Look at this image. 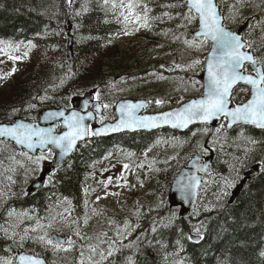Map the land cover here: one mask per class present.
I'll return each mask as SVG.
<instances>
[{"label":"trees","instance_id":"16d2710c","mask_svg":"<svg viewBox=\"0 0 264 264\" xmlns=\"http://www.w3.org/2000/svg\"><path fill=\"white\" fill-rule=\"evenodd\" d=\"M102 1L0 0V40L12 42L13 46L23 42L20 47L31 40L35 45L19 74L8 81L5 88H0V123L15 116L34 119L37 111L44 107H69L74 95L87 90H95L104 100L118 78L130 79L155 69L167 73L151 62L150 48L155 45L152 34L138 35L131 44L138 47L134 54L112 42L111 35L123 32L124 28L104 11ZM172 1L144 0L151 9L150 15L168 11L160 5ZM176 10H172L174 17ZM164 20V30L174 29L176 18ZM68 25H71L73 38L72 64L67 59ZM175 75L179 77V73ZM13 109L18 111L13 112ZM200 127L208 130L206 138L215 141L214 160L209 174L204 176L194 210L187 217H180L176 209L168 207L166 196L178 166L169 170L163 163L165 157L159 153L155 158V180L150 187L155 199L138 208L132 203L134 194L130 196L128 204L131 202L133 207L124 221L132 225L131 234L116 244L121 247L119 253L100 261V264H124L125 258L133 254L137 264H180L181 261L183 264H264V256L260 255L264 252V131L237 127L227 132L223 128L216 136V129ZM155 135L136 133L90 138L55 169L47 177L44 187L34 194H28L27 185L37 176L39 168L30 169L21 162L10 163L7 159L10 154L18 161L28 158L8 143L9 147L0 152V161H3L0 164V225L9 228L10 237V225L15 223L13 217L6 223L8 211L26 212L24 223L15 229L18 235L24 228L32 229L40 221L64 212L63 203L67 200L72 202L76 215H80V197L87 185L91 165L116 148L132 152L144 149L153 142ZM246 137L257 143H249ZM183 161L179 162L180 165ZM256 164H260L259 173L245 182L237 198L229 204L232 188ZM9 167L15 171H6ZM8 176L12 181L7 179ZM223 178L234 186L226 187ZM173 213L174 221L164 228L161 221L168 223ZM115 220L121 223L119 216ZM154 224L157 227L155 233L151 231ZM194 227H199L203 234L199 242L187 239L190 234H196ZM57 230L60 229L54 231ZM51 233L49 228V236ZM17 235L10 239L0 231V258H13ZM130 243H134V247H122ZM33 250L52 261L39 247Z\"/></svg>","mask_w":264,"mask_h":264},{"label":"rangeland","instance_id":"374dc122","mask_svg":"<svg viewBox=\"0 0 264 264\" xmlns=\"http://www.w3.org/2000/svg\"><path fill=\"white\" fill-rule=\"evenodd\" d=\"M222 1L227 15L228 6L234 0ZM112 2L113 0H109L106 5L103 0L102 7L113 19L122 23L124 28L123 32L111 35L112 42L134 54L137 52L138 47L131 46V44L138 38V35L142 33L152 34L155 45L152 49L150 48L151 62H156L160 67L163 66V69L168 65H172V72L179 73V77L177 78L175 74L158 72L155 69L131 79L118 78L113 83V87L110 88L107 97L102 100L109 107L105 108L99 121L110 120V117L114 115V103L122 98L148 99L151 108L162 111L176 107L192 97L200 96L202 85L198 77L203 72L208 45L207 42L202 47H190L185 44V40L191 41L193 39L190 35L195 25H188L187 28H177V25L185 23V21L180 17H175L174 29L164 30V18L152 21L151 28L140 27L138 23L134 22V16L129 13L126 7L113 9ZM115 2L119 5L120 0H115ZM123 2L126 5L128 0H123ZM259 2L260 0H256V3ZM172 3H177V0H173ZM252 9V7L244 8L242 10L243 15H249ZM184 11L186 10L184 9ZM121 13L130 15L133 22L126 25L124 16ZM150 16L158 17L161 15L158 11ZM137 28L139 30H136ZM6 44H0V49H3V51H0V88H5L6 83L23 69L31 49L27 45L9 49ZM12 56H18L20 59H12ZM196 60H199L200 63L193 65V61ZM176 65H181V67L177 68ZM189 65L193 66L189 67ZM91 91L95 93L93 90ZM248 96V88L239 87L232 94V101L233 103L242 102ZM158 99L163 103L157 105L155 101ZM218 134L216 131L214 132V135L217 136ZM214 142L212 139L206 138L204 129H194L184 139L175 135L159 134L144 149L133 152L126 149H114L108 152L91 165V170L87 176V185L82 191V213L76 215L72 202L67 200L63 203L64 212L39 222V224L45 226V229H37L35 233L30 232V235H42L44 230L48 232L47 225L51 223L50 230L52 233L50 236L55 232L67 233L71 237L72 245L69 247L66 243L64 248L55 253L51 251L50 246H41L33 240L23 241V247H21L20 237L24 235L23 231L17 235L18 239L15 241L17 248L15 250L22 249L36 252L33 248L39 247L41 252L48 253L52 260L50 264L55 262L62 264H81V261H83V264L100 262V253L104 252L106 255L112 241L116 242L112 244V247H116L118 241L125 238L132 229L130 223H127L126 227V223H117L115 220L117 214H121L122 217L126 212L127 216L131 214L130 209L133 206H130L131 202L128 204L130 196L134 194L135 199L132 200V203H136L138 208L155 199V194L150 187L155 180L157 171V161L155 160L157 155L161 153L165 157L163 163L169 170L173 171L180 165L181 160L186 159L188 153L203 151L204 145L214 148ZM128 153H132V155H128ZM43 154L47 158L39 161V163L35 162V158L39 157L41 153L34 156L32 160L26 158L19 160L22 165L30 169L33 167L35 169L39 168L40 172L48 166L53 156L52 151L51 154L48 151ZM125 164L129 165L127 169L124 168ZM141 164L143 167L140 166ZM110 171H115V175L109 176ZM109 178H111L110 182ZM85 218H87V223H85ZM13 222L17 223L16 216H13ZM56 228L60 230L54 231ZM77 231L80 232V235H76ZM92 247L96 248L95 253L92 252ZM64 249H67V251ZM81 253H83V256H81ZM14 264H16L15 261Z\"/></svg>","mask_w":264,"mask_h":264},{"label":"snow or ice","instance_id":"6c2138e0","mask_svg":"<svg viewBox=\"0 0 264 264\" xmlns=\"http://www.w3.org/2000/svg\"><path fill=\"white\" fill-rule=\"evenodd\" d=\"M104 3L107 5L109 0H104ZM160 6L168 9V11L162 12L161 16L152 17L149 15L151 9L144 0H128L126 5L123 0H120L119 5H117L115 0L112 2L113 9L116 7H126L129 13L134 16V22L138 23L140 27L151 28V22L154 20H162L163 18L173 20L175 17H180L185 21V23L177 25V28H187L188 25H195L193 39L191 41L185 40V44L190 47H202L205 42H210L209 55L205 60L207 83L204 85L205 91L200 98L192 99L188 103L172 111L149 116H138L136 114L138 109L145 106L144 101L137 103L131 101L121 103L118 108L120 119L117 123L107 125L102 129H96L94 133L91 128L85 127L83 123L84 117L76 112H73L71 116L65 118L64 124L68 131L60 135L54 134L53 127L41 128L34 123L12 121L8 124H0V137L5 138L0 140V152L5 151L9 147L7 141L10 139L14 141L16 145L27 148L28 150L34 151L39 148L41 150V155L35 158V162L39 163V161L47 158L44 156L43 150L49 144L59 149V154L63 156L72 151L78 139H81L85 135H98L105 130L119 131L121 128H153L160 126V124H170L172 127L187 128L189 124L195 121L208 122L214 118L218 119L220 117H224L229 121L227 125L229 128L233 125H254L264 129V15H262L261 19L256 20L254 24L249 22L248 30L243 34L231 30L225 23V21L235 23L240 18L248 20L249 17L243 16L242 11L247 7H252L254 10L264 14V0H260L259 3H256V0H234V2L228 6L227 15L222 13L216 0H183L182 3L180 0H177V3H168ZM175 9L180 10L176 11L174 17L172 15V10ZM184 9H186V11H184ZM121 15L124 16L126 25L129 22H133L130 19V15H125L124 13H121ZM254 18L253 14V19ZM136 30L139 29L137 28ZM245 36L248 38L246 39ZM176 38L178 39L179 37ZM198 38L202 39L198 41ZM5 43V41L0 40V44ZM21 44H23V42L13 46L12 42H7L6 46L12 49L13 47L19 48ZM27 46L34 47L35 45L29 40ZM0 51H3V49H0ZM25 55H27V53H25ZM11 58L20 59L18 56H12ZM199 63V60L193 61V65ZM193 65H189V67ZM176 67L180 68L181 65H176ZM249 68L251 69L250 71ZM241 82L250 86V98L246 102L229 108L233 88ZM98 98L99 96L97 95V99ZM41 99H44V97H41ZM155 103L160 105L163 101L158 99ZM29 107H35V105H29ZM97 107H99V105ZM104 107L107 108L109 106L104 105ZM15 111L18 110L13 109V112ZM89 115H91V113H89ZM55 116L62 117L64 113L63 111L50 112L45 115V119ZM223 128H225V125L218 127L216 132L219 133ZM204 131L207 132L208 130L204 129ZM193 135H195V133H193ZM241 135H243V131ZM246 139L253 145L257 143V141L251 137H246ZM252 150L254 149H248V151ZM14 151L13 149V152ZM205 151L207 150L205 149ZM48 152L51 154V149H48ZM21 154L26 156L29 160L33 159L26 151ZM128 155H132V153H128ZM7 159L10 163H20L13 154H10ZM197 159H199V157H197ZM2 163L3 161H0V164ZM140 166L143 167L142 164ZM128 167V164L124 165L125 169ZM202 168L207 169L208 165L204 164ZM5 170L11 172L15 171V169L11 167ZM0 175H2V173H0ZM7 179L12 181L11 176H8ZM223 179L226 187L234 186L227 178ZM110 181L111 178H109V182ZM200 183L199 177L193 176L188 178V183L181 184L180 188L183 192L194 195L193 190L199 187ZM0 195H2V193H0ZM97 199H99V197H97ZM13 216L17 217V223L10 225L12 228L10 237L8 235L9 228L0 225V231L10 239H14L17 235L15 229L24 223V218L27 216V213H16L15 209H11L8 211V221H6V223H9ZM174 219L175 213H173L168 223H163V221H161V224L164 228H168ZM85 223H87V218H85ZM51 226V223H49L47 228H51ZM125 226L127 227V223ZM37 229H45V226L37 223L35 228H24V235L20 237L21 247H23V241L33 240L38 242L41 246H50L51 251L55 253L64 248L65 243H67L69 247L72 245L70 237H68L67 240L52 237L49 236L47 230H44L42 235H30V232L35 233ZM151 231L153 233L157 232L155 224ZM194 231L197 236L201 239L203 238V234L199 227H194ZM130 234L131 233H129V235ZM76 235H80V232L77 231ZM187 239L192 240V236H187ZM137 240H139V237ZM115 243V241H112V244ZM176 243L180 245V240H177ZM112 244L109 245L106 255L104 252L100 253V261L108 260L109 257L121 251V247H112ZM149 244H151V241ZM135 246L137 249L139 248L138 244ZM122 247L132 248L134 247V243L123 245ZM64 250L67 251V249ZM181 250H183L182 246ZM95 251L96 248L92 247V252L95 253ZM133 255L127 256L124 264H137ZM260 255L264 256V252H261ZM81 256H83V253H81ZM18 259L19 264H46L38 255L21 253ZM0 264H14V260L10 258H0ZM81 264H83V261H81ZM93 264H100V262L96 261L93 262ZM109 264H112V262H109ZM180 264H183V262L181 261Z\"/></svg>","mask_w":264,"mask_h":264},{"label":"water","instance_id":"95a60500","mask_svg":"<svg viewBox=\"0 0 264 264\" xmlns=\"http://www.w3.org/2000/svg\"><path fill=\"white\" fill-rule=\"evenodd\" d=\"M243 28H244V26H242L236 32L242 33L243 32ZM69 31H70V28H68V30H67V34H68L67 57H68V60L70 61V63H72V61H73L72 37L70 36ZM208 43H209V49H210V42H208ZM208 55H209V50H208V53H207L206 57ZM199 80L203 84V91H202V94H203L204 91H205L204 85H206V83H207L206 63L204 64L203 73L199 76ZM240 85L241 86H247V85L243 84L242 82L240 84H238L237 86H240ZM237 86H235V87H237ZM247 87L249 88L250 95H251L250 86H247ZM201 96L191 98L190 100L198 99ZM249 98H250V96H249ZM128 101H131L133 103H137V102H140V101H144L145 102V106L140 108V109H138L136 111V114L138 116L158 115L159 113H162V112H159V113H144V114H142L141 112L147 107V104H148L146 100L121 99L115 104V107H114L115 114H116V119L114 121H112V122L107 121V122L98 124V123L95 122V114L101 115L102 110H103L102 105L99 102L93 100V95L91 93H85L83 96H75V97L72 98V100H71L72 108L69 109V110L65 109L64 107L44 108V109L39 111V113L37 115V120H35V121L26 120L23 117H15L12 121H22L24 123H34L38 127H41V128L53 127L54 134L55 135H60L63 132L68 131L66 125L64 124L65 118L71 116V114L73 112H76L80 116L84 117L83 123H84L85 127L91 128L92 132L94 133L96 131V129H102V128H105L107 125H112V124L117 123V121L120 119V112L118 111L119 105L121 103H125V102H128ZM189 101L185 102L184 104L188 103ZM246 101H244V102H246ZM237 104H240V103H236L235 105H232L231 102H230L229 108L235 107ZM98 105H99V107H97ZM182 105H180L179 107H181ZM179 107H175V108L163 111V112L172 111V110L177 109ZM60 111H63L64 116H62V117L61 116H55V117H50L48 119H45V115L47 113L60 112ZM89 113H91V115H89ZM222 118H224V117H220L218 119L214 118L213 120L208 121V122L195 121L194 123L189 124L187 128L172 127L170 124H160V126L153 127V128H135V129H133V128H121L119 131H107V130H105V131L101 132L98 135L97 134H92V135H93V137L100 138V137H107V136H111V135L118 134V133H123V132H128V133H133V132H137V131H148V132H150V131H153V130H156V129H161V128L176 129V130H179V131L183 132V131L187 130L189 127H191L193 125H199V124H207L209 126L216 127V126L219 125V123L221 122ZM228 123H229V121L226 119L225 127H226L227 130H231L233 127L238 126V125H233L232 127L229 128V127H227ZM0 124H8V123H0ZM242 126L251 127V128H254V129H257V130H263L264 131V129L258 128V127L254 126V125H242ZM58 128H60L59 131H57ZM88 136L89 135H85L81 139H78L76 141V145L72 149V151L66 153L63 156H61L59 154V149H57L55 146L49 144L43 151L47 150L49 147L52 148V150L54 152L52 161L48 165V167L45 168L39 174V176L30 183V185L28 186L29 193L38 192L43 187L46 176L50 172H52L55 168H57L60 165H62V163L73 154V152L76 150L78 145L81 142L85 141L88 138ZM2 139H5V138L0 137V140H2ZM8 141L12 142L16 146L17 150L26 151V152L30 153L31 155H33V156L36 155V153L38 151L41 152V150L39 148H37L34 151L33 150H28L27 148H22V146L16 145L15 142L11 141L10 139H8ZM197 157H199V159H197ZM212 159H213V152H210L208 156H204L201 153L195 152V153H193L190 156V158L187 160V162L179 169V171L173 176V178L171 180L170 188H169L167 203H168V206L170 208L179 209L178 210L179 216H188L189 213L194 209V207L196 205V202L198 200L199 190H200V187H201L202 182H203L202 175L209 172L210 165L212 163ZM204 164L208 165L207 169H203L202 168V166ZM259 168L260 167L258 165H256V166L251 168L250 172L244 173L242 180L239 182V184L232 191L231 197L229 199V203L230 204L233 203V201L239 195V193H240L245 181L247 179H251V178L255 177L257 172H258V170H259ZM110 174H113V172H111ZM193 176L199 177L201 183H200L199 187H197V188H195L193 190L194 191V195H189V194H187V193H185V192H183L181 190L180 185L188 183V178L189 177H193ZM53 237H58V238H62V239H65V240L67 238L66 235H58V234H55ZM199 239H200L199 236H193L192 235V240L198 241ZM21 253L27 254V255H34V254L27 253V252H24V251L15 252L14 253V257H15V260H16L17 264H19L18 257H19V255ZM40 258L45 261V259L43 257H40ZM46 264H47V262H46Z\"/></svg>","mask_w":264,"mask_h":264},{"label":"flooded vegetation","instance_id":"af4514ba","mask_svg":"<svg viewBox=\"0 0 264 264\" xmlns=\"http://www.w3.org/2000/svg\"><path fill=\"white\" fill-rule=\"evenodd\" d=\"M219 6H220V8H221V10H222V12H223V14H224V8H223V1H222V0H219ZM262 15H264V14H262V13L260 12L259 15H255L254 17H257L258 19H261V18H262ZM251 19H253V16H251V17L248 19V21L251 22ZM245 21H247V20H245ZM227 25H228V24H227ZM228 26H229V25H228ZM233 28H236L235 25L233 26Z\"/></svg>","mask_w":264,"mask_h":264},{"label":"bare ground","instance_id":"6f19581e","mask_svg":"<svg viewBox=\"0 0 264 264\" xmlns=\"http://www.w3.org/2000/svg\"><path fill=\"white\" fill-rule=\"evenodd\" d=\"M98 32V31H97ZM243 176V175H242ZM230 204V203H229ZM7 215V214H6ZM2 235V234H1ZM4 239V238H3ZM169 247V246H168ZM141 254V253H140ZM172 254V253H171Z\"/></svg>","mask_w":264,"mask_h":264}]
</instances>
